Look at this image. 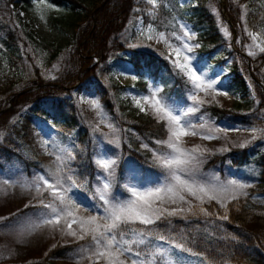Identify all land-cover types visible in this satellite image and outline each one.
<instances>
[{"label": "trees", "instance_id": "1", "mask_svg": "<svg viewBox=\"0 0 264 264\" xmlns=\"http://www.w3.org/2000/svg\"><path fill=\"white\" fill-rule=\"evenodd\" d=\"M50 4L71 9H80L81 0H47ZM264 0H227L230 12L239 23L238 35L241 37L242 49L248 43V34L245 31H257L258 18L264 15V8H256L255 13L242 19L237 9L253 2ZM17 2L19 5L31 7L36 0H0V48L9 49L17 47L23 39L18 33L14 16L10 5ZM160 16L164 17L163 7ZM160 19V18H159ZM153 19H151L152 21ZM196 33L200 43V51L207 55H213L215 51L226 46L228 53L220 52L223 56L238 55L230 50L231 43L227 42L216 27L213 17L207 11L192 14L188 19ZM126 9L118 7L111 1L101 5L91 16V24L84 32L87 39L79 47L69 52L59 65L55 79L43 84L39 75L36 76V86L28 93L21 92L14 95V87L10 81L0 79V119L5 116L2 109L5 100H10L12 109L26 107L29 115L50 122L51 125L62 131H74V144L76 151L69 168L75 178L83 183L79 188L93 197L99 181L100 171L94 163V155L97 144L93 140L90 129L81 120L76 108L70 103L67 92L81 85L91 78L98 79L100 83V95L104 112L112 117L115 131L120 137L118 147L105 144L107 154L116 159L115 173L112 178V194L121 199L127 198L128 193L124 185L130 175H138L143 182H153L158 179L163 171L154 162V152L159 149L155 143L166 138V131L162 123H157L150 115H143L134 110L129 102H119L115 95L119 93V87L106 85L99 78V71H104L106 58L113 54L115 58L119 53L129 51L126 61L130 64L132 72L138 80V86L146 92L147 83L159 84L165 97L178 104L187 105L191 85L186 82V77L179 73L167 60L147 51L130 50L125 42ZM84 38V39H85ZM95 60L98 62H95ZM247 69L231 65L230 82L228 92L236 94L245 93L247 81L251 86L253 101L237 106L234 110L218 107L216 104L202 106V111L211 119L246 126L253 121V111L264 112V54L255 59L250 58ZM252 71L251 78L247 72ZM260 77V78H259ZM35 80H32L33 82ZM79 83V84H78ZM252 106V110H250ZM243 110V111H241ZM245 111V112H244ZM0 138V169L8 165H16L27 176L35 172L34 163L25 156L19 143L15 140L13 132L1 131ZM145 145L147 147H145ZM203 170L214 172L223 179L229 175L241 176L245 181H252L254 185L247 190L246 197L228 204V219H220L225 214V209L216 202L205 204L212 215L202 214L171 217L168 220L159 221L152 228L162 234L176 238L183 237L186 246L191 253L201 258L206 264H264V204L254 201L255 196H264V145L258 149L253 147L230 148L222 154L211 155L206 159ZM38 199V198H37ZM37 199H34L29 207L17 212L18 215L10 218V221L20 219L37 218L39 207ZM138 227H143L139 226ZM80 241L79 244H83ZM79 244H60L50 249L40 260L26 264H58L60 261H69L76 257V249Z\"/></svg>", "mask_w": 264, "mask_h": 264}, {"label": "rangeland", "instance_id": "2", "mask_svg": "<svg viewBox=\"0 0 264 264\" xmlns=\"http://www.w3.org/2000/svg\"><path fill=\"white\" fill-rule=\"evenodd\" d=\"M107 1H111L118 7H124L126 9V24L124 39L126 47L130 50H142L147 51L156 56L162 57L173 66L172 60L176 57L174 55L169 56V49L164 43H156L155 40H147L140 35L142 29L146 30L149 24L152 25L156 32H164L170 39L172 44L180 46V41L172 37V33L182 35L180 28L181 24L187 25L191 32L195 33L192 25L188 23L187 19L197 12L207 11L214 19L218 32L222 34V37L229 43H231L230 50L234 51L237 56H223L222 53H228L226 46L220 50L215 51L213 55H207L200 51V43L197 40L196 33L195 38L188 41L192 45H199L194 48L192 53H187L194 59L193 65L199 70H203L208 74V78L218 79L219 83L217 88L220 91H226L227 96L218 95L216 100L219 103L210 102L209 104H216L220 108L227 110H234L237 106L244 103L253 101L251 92V86L248 79H245L246 90L233 94L228 92V83L230 82L231 65L237 63L238 66L244 69V66H249L250 58L255 59L261 53L257 50V55L251 56L248 54V45L252 44L250 37L248 36V43H245V49L242 48L241 37L237 31L239 29L238 21L233 18L229 3L227 0H158V7L153 9L147 0H81L82 6L80 9H71L70 7H57L52 4L51 8L43 11L44 19L40 18V12L34 3L31 7H25L14 2L10 5L12 14L14 16L15 25L17 31L20 34L23 41L17 46L9 49L0 48V79L2 81H10L16 84L14 87V95H20L21 92L28 93L34 91L35 88L45 85L36 86V76L39 75L43 84L51 83L56 76V71L59 68L60 63L66 55L73 51L77 46H81L87 37L81 39L84 35V31L89 28L91 24V16L95 11ZM222 5L225 6L224 10ZM163 7L166 16H160V10ZM264 8V1L253 2L245 6H240L237 9L238 15L243 19L248 18L251 13H255L256 8ZM264 12V11H263ZM160 18V19H159ZM151 19H153L151 21ZM231 24H229V22ZM257 31L260 32L259 39H264V15L258 18L256 23ZM227 30V33L225 32ZM129 56V51L119 53L117 58L113 54H109L106 58V67L101 66L98 68H105L104 71H99V78L102 83L106 85H114L119 87V93L115 95V99L119 102H129L131 107L138 113L143 115L144 112H140L135 106L132 96H142L148 94L149 84L148 82L144 92L141 87L138 86V80H133L131 77L135 76L132 72L130 64L126 61ZM95 62H98V60ZM174 67V66H173ZM175 68V67H174ZM176 69V68H175ZM248 69V67H247ZM177 70V69H176ZM252 71L247 72L251 78L254 76ZM264 72V68H263ZM260 78V77H259ZM32 80H35L31 82ZM79 84V83H78ZM158 85L159 84L154 83ZM100 83L98 79L91 78L87 82L81 85V88L76 85L75 88L67 92L66 96L70 103L76 108L81 120L86 127L90 129V133L93 140L97 144V151L94 155V161L96 158L104 156L116 161L105 149V144L118 147L120 145V137L116 131L110 129L107 125L111 123L114 125V121L109 116L102 106V97L100 95ZM162 89V88H161ZM190 94V93H189ZM161 95L163 93L161 92ZM203 96V93H200ZM164 96V95H163ZM9 97L5 100L2 113L5 114L0 119L1 131L7 130L13 132L15 140L19 143L21 150L24 152L31 162L34 163L36 169L34 174L27 176V174L20 170L16 165H8L5 169H0V182L3 179L16 182V187L9 188L7 194L0 193V217H9L8 220L0 223V264H26L31 261H37L42 259L47 252L52 249L53 245L60 244H72L75 243L74 238L68 236H61L59 232L52 231L49 227L43 226L38 230L31 232L30 234H21L24 229L28 227L29 221H38L41 212L46 211L41 206L39 207L37 218L31 216V218L20 219L18 221H10L13 217V213H17L19 210L25 208V205L34 200L35 193L25 191L20 187V184L32 180L36 174H45L47 169H55L57 167L55 161V155L61 154L59 149H67L74 157L76 147L74 144V131H62L61 129L51 125L50 122L38 119L33 115H29L26 111V107H15L12 109ZM206 100L211 101V96L205 97ZM97 100L101 106L102 115L98 116L97 111L91 107L86 101ZM191 101L187 105H190ZM178 104V106H187ZM197 116L204 115L209 123L214 126H222L227 128L240 129V131H231L228 133L227 139H213L202 140L197 137L185 138V145L192 147L193 145H202L210 151L204 157V162L200 166V175L205 178H210L214 172H208L203 170V165L207 158L211 155L222 154L230 148H243L239 144L244 141H249L244 147H253L258 149L264 145V136L257 135L255 140L252 139V133L249 131L252 128L264 129V112L253 111V121L250 125L241 126L226 122L224 120L216 121L211 119L202 111ZM250 106V110H252ZM243 111V110H241ZM245 112V111H244ZM152 116V115H150ZM101 119L105 122L101 123ZM194 122L199 124L202 121L193 118ZM47 142V143H45ZM222 149H225L222 151ZM73 159L68 162V167L72 163ZM117 163V162H116ZM96 165V164H95ZM116 168V165H115ZM116 171V170H115ZM114 171V173H115ZM218 176L217 174H215ZM102 177L103 174L100 173ZM113 178V176H112ZM222 181L228 179H237L244 182L250 187L254 185L252 181H245L241 176L229 175L226 178L219 177ZM164 173L153 182H143L137 175H130L126 184H135L141 187H149L157 185L163 182ZM249 188V187H248ZM246 188V189H248ZM244 190L247 195V190ZM78 198V201L83 202L84 205L92 208L91 211L84 212L81 209L82 215L97 214L95 205H100L101 202L98 199H93L90 195L79 189H74L73 193ZM246 195H241L243 197ZM45 197L48 194L45 193ZM191 199V198H190ZM254 201L264 204V196H255ZM215 202V201H213ZM198 203L193 200V204ZM186 207V205H185ZM102 211V209H101ZM183 259V264H206L198 256L180 253ZM58 264H77L76 257L69 261H60ZM87 264V261L84 262Z\"/></svg>", "mask_w": 264, "mask_h": 264}, {"label": "snow or ice", "instance_id": "3", "mask_svg": "<svg viewBox=\"0 0 264 264\" xmlns=\"http://www.w3.org/2000/svg\"><path fill=\"white\" fill-rule=\"evenodd\" d=\"M147 2L153 9L159 6L158 0ZM36 7L40 18L44 19L43 11L52 5L47 0H36ZM180 28L182 35L171 34L180 41V46L172 44L164 32H156L151 24L146 30L142 29L140 35L147 40L164 43L169 49V56L176 57L172 64L191 85L188 95L191 104L178 106L170 98L161 95L162 89L154 83L149 84L148 94L132 96L140 112L152 115L157 123L164 125L166 138L155 142L159 149L154 152V162L164 173L163 182L149 187L125 184L128 197L121 199L112 194V176L116 161L104 156L98 157L94 163L103 176H98L99 183L94 190L93 199H98L101 204L93 206L97 214L82 215L81 209L88 212L92 208L70 193L84 185L67 166L74 159L71 152L59 149L65 154L55 155V169H47L45 174H36L32 180L20 184L23 190L34 192L33 198H38V205L46 210L40 213L38 221H29L28 227L21 234H30L47 226L52 231L59 232L62 237L74 238L78 244L83 241L76 249L77 264H84L85 261L87 264H183L180 253H191L183 237L178 239L159 233L152 226L159 221L186 213L210 216L212 213L204 205L213 201L225 209V214L219 218L228 219V204L238 200L241 195H246L244 190L250 185L237 179L222 181L215 174L210 178L202 177L200 166L210 150L199 144L187 147L185 138L199 136L202 140L227 139L229 132L240 129L214 126L204 115L197 116L204 104L219 103L216 96H227L228 93L218 90V79L208 78L206 72L202 69L198 71L193 65L194 58L187 53H192L199 46L188 42L195 38V33L187 25L181 24ZM245 31L252 41V44L246 46L249 49L248 54L255 56L257 50L264 54V39H259L260 32L254 33L247 28ZM225 32L228 34L226 29ZM131 78L137 79L136 76ZM209 96L211 101L205 99ZM86 102L97 111L98 116L102 115L99 101ZM193 118L202 122L197 124ZM100 122L104 123L105 120L101 119ZM107 126L113 131L116 130L111 123ZM249 131L253 140L258 134L264 136V129L252 128ZM247 143L249 141H244L239 146L245 147ZM16 186V182L3 179L0 182V193L7 194L9 188ZM45 193L48 197H45ZM193 200L198 203L193 204ZM30 204L31 201L25 207ZM8 219L9 217H0V223Z\"/></svg>", "mask_w": 264, "mask_h": 264}, {"label": "water", "instance_id": "4", "mask_svg": "<svg viewBox=\"0 0 264 264\" xmlns=\"http://www.w3.org/2000/svg\"><path fill=\"white\" fill-rule=\"evenodd\" d=\"M222 8L224 9L225 8V6L224 5H222ZM229 23H230V21H228Z\"/></svg>", "mask_w": 264, "mask_h": 264}]
</instances>
